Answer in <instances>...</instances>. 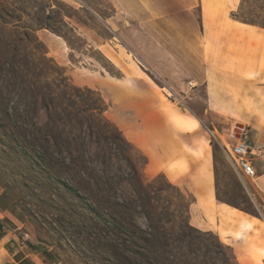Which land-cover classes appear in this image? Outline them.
I'll return each mask as SVG.
<instances>
[{
  "label": "rangeland",
  "instance_id": "rangeland-1",
  "mask_svg": "<svg viewBox=\"0 0 264 264\" xmlns=\"http://www.w3.org/2000/svg\"><path fill=\"white\" fill-rule=\"evenodd\" d=\"M114 14L115 7L110 0H0V187L13 195L26 222V232L51 254L50 259L45 256L49 264H111L112 256L94 250L91 231L83 229L88 221L81 216L83 197L90 199L101 193L112 218L121 222L120 217H124L142 230L147 226L130 187L131 171L116 155L115 146L89 136L86 126H83V132H78L76 123L71 125L66 120L65 124L60 123L58 117L63 116L58 110L53 114L51 108L50 115L43 107L41 93L51 84L53 76L49 75L50 69H41L40 64L38 68L33 67L26 61H34L38 57L36 53L41 50V44L33 41V35L56 63L45 39L49 37L60 43L68 53L67 64L66 67L57 64L64 68L73 85L96 90L103 96L98 88L101 76L122 77L125 72L105 56L108 51H117L119 56H125L119 58L128 69L143 71L154 91L163 93L180 112L199 119L208 134V130L215 129L219 134L225 133L234 120L248 124L250 137L261 146L264 156V122L255 120L258 115L256 107L236 104L239 99L236 89L225 92V104L208 105L206 91L198 79V69L143 68L137 49L126 40L138 39V24L127 19L125 22L132 24L128 26L121 20L115 34L122 38H117L105 24L113 21ZM230 17L264 25V0H240ZM165 109L177 112L169 104ZM191 115L185 114L195 118ZM50 117L57 121L56 125L50 122ZM182 124L195 129L198 122L191 119L182 121ZM3 126L9 130L6 135ZM67 135H75L76 142L72 143ZM65 138L71 142L68 152L64 148ZM210 147L212 158L216 148L220 188H228L231 192L238 191L239 187L243 189L258 207L259 218L264 220L262 192L251 179H244V182L239 179L213 139L210 146L202 142L200 151L209 154ZM101 154L108 158V166L101 163ZM133 157L139 165L144 161L139 153H133ZM79 159L82 163L74 164L73 161ZM42 160L51 165H44ZM142 172L144 174V166ZM262 172L263 161L258 163L256 175ZM236 218L241 230L254 229V225L261 223L258 219L248 222ZM252 232V237L246 236L247 258L242 257L240 261L242 264H263L264 237L259 238L256 230ZM211 233L204 235L208 244L215 245L218 239L223 245L218 248L220 260L215 262L220 264L221 253L229 254L232 248ZM120 254L129 255L125 248L120 249Z\"/></svg>",
  "mask_w": 264,
  "mask_h": 264
},
{
  "label": "crops",
  "instance_id": "crops-1",
  "mask_svg": "<svg viewBox=\"0 0 264 264\" xmlns=\"http://www.w3.org/2000/svg\"><path fill=\"white\" fill-rule=\"evenodd\" d=\"M239 1L110 0L115 14L113 21L105 24L115 34L121 20L134 21L138 24L139 37L126 40L137 49L143 68L198 69L208 105L225 104V92L236 89L239 95L236 104L256 107L255 120L264 122V28L230 17ZM124 24L132 26L131 22ZM115 37L122 38L116 34ZM48 38L45 42L50 55L66 67L68 53L55 39ZM119 54L108 51L105 56L123 69L124 75H102L98 82L102 98L108 103V118L146 157V178L161 174L190 194L194 200L189 206V224L216 234L232 248L237 262L242 264L240 258L248 255L246 236L252 237V231L256 230L259 238L264 237V220L216 200L211 147L209 154L200 151V144L207 142L210 146L212 137L202 129L199 119L180 112L163 93L154 91L143 71L128 69L120 59L125 56ZM166 104L177 112L166 110ZM191 119L198 122L195 129L182 124ZM261 161L264 162V156L256 161L255 167ZM251 180L264 195V172ZM15 203L13 195L0 187L3 224L0 264H49L37 250L40 245L26 232V222ZM236 216L248 222L258 219L261 223L254 225V229L241 230Z\"/></svg>",
  "mask_w": 264,
  "mask_h": 264
},
{
  "label": "trees",
  "instance_id": "trees-1",
  "mask_svg": "<svg viewBox=\"0 0 264 264\" xmlns=\"http://www.w3.org/2000/svg\"><path fill=\"white\" fill-rule=\"evenodd\" d=\"M241 22L264 28V25L256 22ZM31 31L34 30L31 29ZM33 41L41 44V50L36 53L38 57L34 61L26 59L27 63L37 68L40 64L41 69H50L49 75L53 76L51 84L46 87V91L41 93L43 107L50 115L51 108L53 114H57L56 110H58L63 116L56 115L60 123L65 124L66 120L72 125L74 122L77 124L78 132H83V126H86L89 136L95 137L97 141L110 142L115 146L116 155L125 162L131 171L130 187L142 210L141 216L146 222L147 228L142 230L124 217H120L121 222L112 218L101 193L92 195L90 199L83 197L80 206L81 216L84 218L83 220H88L83 229L91 231L94 250H102L104 253L110 254L112 256L111 264H216L215 262L220 260L217 257L218 248L223 245L218 239L217 244H208L204 235L212 233L202 232L189 224V206L194 198L168 182L161 174L151 179L146 178L142 172V167L147 162L146 157L124 137L117 126L106 116L108 104L100 93L87 87L73 85L65 75L64 68L48 56V50L40 43L36 35H33ZM16 63L15 66H17ZM50 122L56 125L57 121L50 117ZM2 129L4 133L9 132L5 126ZM67 137L71 136L67 135ZM74 137L75 135L71 137L72 143L76 142ZM70 145L71 142L66 139L64 148L67 152ZM133 153H139L143 157L144 161L141 165L136 163ZM101 156V163L108 166V158L102 154ZM42 162L44 165H51L50 162L45 163V160ZM73 162L74 164L82 163L80 159ZM217 163L218 158L214 147L213 173L216 200L249 215L259 217L258 207L251 202L243 189L239 187L238 191L231 192L228 188L224 190L220 188ZM236 186L238 188L237 184ZM145 234L150 238L144 236ZM124 248L128 252V256L120 254V249ZM41 253L48 259L51 258V254L45 249ZM221 255L220 264H239L232 249H229V254L221 253ZM121 260L125 263H122Z\"/></svg>",
  "mask_w": 264,
  "mask_h": 264
},
{
  "label": "built area",
  "instance_id": "built-area-1",
  "mask_svg": "<svg viewBox=\"0 0 264 264\" xmlns=\"http://www.w3.org/2000/svg\"><path fill=\"white\" fill-rule=\"evenodd\" d=\"M212 139L221 147L226 160L241 181L253 179L256 176V161L262 157L263 150L254 144L249 137L246 123L234 120L229 124L225 133L208 130ZM3 224L0 219V233Z\"/></svg>",
  "mask_w": 264,
  "mask_h": 264
},
{
  "label": "water",
  "instance_id": "water-1",
  "mask_svg": "<svg viewBox=\"0 0 264 264\" xmlns=\"http://www.w3.org/2000/svg\"><path fill=\"white\" fill-rule=\"evenodd\" d=\"M37 250L41 252L43 250V247L42 246H38Z\"/></svg>",
  "mask_w": 264,
  "mask_h": 264
},
{
  "label": "bare ground",
  "instance_id": "bare-ground-1",
  "mask_svg": "<svg viewBox=\"0 0 264 264\" xmlns=\"http://www.w3.org/2000/svg\"><path fill=\"white\" fill-rule=\"evenodd\" d=\"M51 37V36H50ZM49 39V38H48ZM59 42H61V41H59Z\"/></svg>",
  "mask_w": 264,
  "mask_h": 264
}]
</instances>
